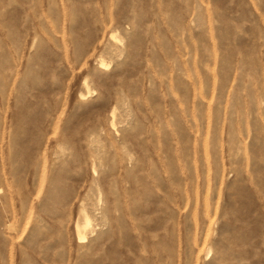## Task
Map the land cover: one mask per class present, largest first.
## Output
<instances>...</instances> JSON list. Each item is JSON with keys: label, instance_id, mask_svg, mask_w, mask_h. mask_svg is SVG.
I'll return each mask as SVG.
<instances>
[{"label": "rangeland", "instance_id": "obj_1", "mask_svg": "<svg viewBox=\"0 0 264 264\" xmlns=\"http://www.w3.org/2000/svg\"><path fill=\"white\" fill-rule=\"evenodd\" d=\"M0 264H264V0H0Z\"/></svg>", "mask_w": 264, "mask_h": 264}]
</instances>
